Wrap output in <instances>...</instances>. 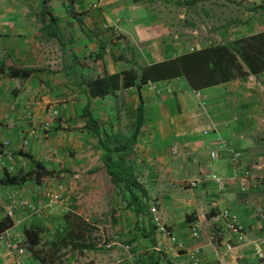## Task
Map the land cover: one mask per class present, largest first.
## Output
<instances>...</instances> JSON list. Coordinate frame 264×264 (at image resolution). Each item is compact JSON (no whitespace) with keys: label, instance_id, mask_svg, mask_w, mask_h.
<instances>
[{"label":"crops","instance_id":"0c3cea01","mask_svg":"<svg viewBox=\"0 0 264 264\" xmlns=\"http://www.w3.org/2000/svg\"><path fill=\"white\" fill-rule=\"evenodd\" d=\"M176 1L0 0V179L5 172H30L36 162L50 172L18 185L0 184V219L10 201L27 199L38 211L44 192L57 183L63 186L62 203L54 210L15 211L13 225L0 238V264H13L7 244L23 250V228L52 233L66 213L90 225L104 221L103 215L112 238L131 240L132 256L121 254L116 260L122 264H218L225 242L233 248L224 254L225 264L264 263L243 243L264 232V220L258 219V214L264 217V73L199 91L176 77L139 87L135 81L102 97L89 92L93 79L125 71L138 75L147 65L264 31V15L258 22L252 8L245 12V21L215 27L212 44L190 48L194 42L174 32ZM224 1L239 0H217L214 8ZM243 1L248 8L261 0ZM9 67L32 73L24 80L11 78ZM114 148L121 149L142 187L144 195L137 189L135 195L155 208L159 223L178 246L152 224L143 203L134 212L126 206L128 192L110 183L102 158ZM231 149L240 153L239 163L255 178L244 191L230 178ZM210 150L216 152L213 161ZM208 173L225 180L222 194L207 180L186 186ZM217 207L237 215L241 236L222 228ZM195 225L198 238L189 232ZM69 252L57 264H80L71 262L77 252ZM89 259L91 264L104 263ZM21 264L37 263L25 254Z\"/></svg>","mask_w":264,"mask_h":264},{"label":"trees","instance_id":"16d2710c","mask_svg":"<svg viewBox=\"0 0 264 264\" xmlns=\"http://www.w3.org/2000/svg\"><path fill=\"white\" fill-rule=\"evenodd\" d=\"M186 3H190V0ZM6 71L9 77L20 80L26 79L32 73L30 70L11 67ZM259 73H264V31L238 38L230 44L205 46L173 59L147 65L140 69L138 75L133 71H125L119 75L96 78L88 87L91 96L102 97L118 87L132 86L135 81L136 87H139L148 82L182 77L191 90L199 91L237 77ZM89 123L95 126L94 122ZM119 150L121 149H107L102 158V165L110 183L114 186L119 184L128 192L126 206H131L134 212H138L143 204L134 190H139L141 195H144V192L133 174L130 163ZM111 154L117 155L116 158L112 159ZM47 175H50V172L36 162L33 170L25 174L9 175L5 172L0 184L18 185L29 177L36 179ZM12 225L13 222L8 216L1 218L0 235ZM90 230L91 225L84 219L66 213L62 217L60 227L49 233L47 238L42 239L43 230L39 228H23V250L29 259L37 264H57L63 257L61 250L76 251L80 255L83 251L93 250L95 244L89 238ZM133 263L137 264L134 261Z\"/></svg>","mask_w":264,"mask_h":264},{"label":"rangeland","instance_id":"374dc122","mask_svg":"<svg viewBox=\"0 0 264 264\" xmlns=\"http://www.w3.org/2000/svg\"><path fill=\"white\" fill-rule=\"evenodd\" d=\"M216 2L217 0H196L193 3H186L185 0H179L173 3L172 10L175 12L172 11V18L177 22H175L177 27L174 32L178 35L181 34L182 37H184L190 44L194 42L190 48L195 47L194 44L199 45L201 42H206L207 45L210 43L212 44V35L215 27L218 28L219 25L224 26L225 23L229 24L233 22V24H235L237 21H245V16L248 17V14H245V12L247 10H251L252 8L255 14H259V16L257 15L256 17L258 22L263 20L264 0L259 1V5L253 4L252 7L248 8L245 6L243 0L235 1L233 3L224 1L223 5L214 8ZM217 4H219V2H217ZM168 7L169 6H167V8ZM164 8H166V5ZM255 9L259 10L255 11ZM216 11L221 14H215ZM178 15L180 17H178ZM216 18L221 19L217 21ZM179 23L183 24L184 27H187V30H180L179 28L181 26H178ZM112 215L113 214H110V217H112ZM100 217L103 218L104 221H102V219H96L98 223L91 225V230L89 231V238L95 244L92 251L93 253L87 254L88 252H86L84 255L83 253L81 255L75 253L76 255L72 256L73 259L71 262L79 261L80 264H91L92 261L89 258H92L93 256L94 258H99V262H104L103 264H122L116 261L117 258H121V254L124 256H132L130 251L131 249L128 252H124L123 247L126 245L130 247L133 242L128 239L120 240L112 238L110 229L108 228L110 224L107 223V219L103 217V215H100ZM47 235L48 234L43 232L42 239L47 238ZM113 242L114 244H112ZM102 245H109V247L102 249ZM94 250H98L101 253L97 252L98 254H95ZM60 252L63 253V256L69 255L70 253L67 250H61Z\"/></svg>","mask_w":264,"mask_h":264},{"label":"built area","instance_id":"2783aa9c","mask_svg":"<svg viewBox=\"0 0 264 264\" xmlns=\"http://www.w3.org/2000/svg\"><path fill=\"white\" fill-rule=\"evenodd\" d=\"M149 83L151 82H148L146 84H149ZM26 116L31 123H35L30 113H26ZM32 129L30 131L31 134H32ZM5 144L6 143H2V145H5ZM21 144L26 145V141L23 140ZM221 146L224 148L225 143L222 144ZM172 153H175V147L172 148ZM229 153H230V163L232 166V174L230 178L232 181L236 182L238 189L240 191H244L247 189L249 185H252L251 183L254 182L255 178L252 176L250 170H248L247 168H244V166H242L239 163L240 153L238 151L231 149L229 150ZM208 158L210 161L215 160L216 152L214 150H210L208 152ZM204 180L211 181L216 186V190L222 194V191L224 190L225 180L216 173L205 174L202 176L201 180H190L186 183V186L193 188L197 186L198 183ZM62 192H63V186L59 183H57L54 186V189H50V190L47 189L44 192L45 202L44 204L38 205L37 207L38 211L35 210V208L30 204V202L27 199H21L19 200V202L10 201L8 205V212L6 213L5 216H8L11 219L12 215L17 210H20V212L24 211V212H31V213L41 212L42 210L44 212H48L51 209H55L57 206H59L62 203V197H61ZM142 203L146 206L147 212L149 216L151 217L152 224L165 237H167L171 243H174L178 246V241L176 240V238L173 237L171 233L168 230H166L162 224L159 223L158 218L156 216L155 208L149 203H147L146 200H142ZM212 206L216 207L215 203L212 204ZM216 209L218 210V216L222 222V228L226 231L236 234L237 236H241L243 226L239 218L237 217V215L225 208L220 209L217 207ZM258 219L263 221L264 220L263 215L258 214ZM189 232L192 238H198L200 229L198 226L195 225V226L190 227ZM1 235H0V238H1ZM240 238L241 237H239V239ZM243 243L251 247V250L253 254L255 255L256 259L263 261L264 259V232L259 236V238L255 240L243 241ZM6 247L9 249V257L13 260V264H20L21 259L24 256L23 250L20 247H17L16 245L11 246L10 244H7ZM223 249H224L223 253L219 254V256L217 257L218 264H225L223 262L224 254L230 253L233 250L232 246L228 242L223 243ZM10 250H13V251L10 253ZM129 250H130L129 246L126 245L123 247L124 252H128ZM128 264H134V263L130 261Z\"/></svg>","mask_w":264,"mask_h":264}]
</instances>
